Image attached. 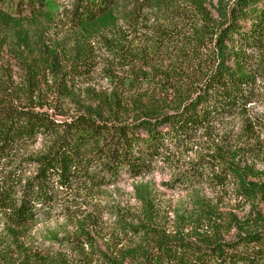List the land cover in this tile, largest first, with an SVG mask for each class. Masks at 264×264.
Masks as SVG:
<instances>
[{
  "label": "trees",
  "instance_id": "1",
  "mask_svg": "<svg viewBox=\"0 0 264 264\" xmlns=\"http://www.w3.org/2000/svg\"><path fill=\"white\" fill-rule=\"evenodd\" d=\"M260 77L264 0L211 9L206 0H0V168L42 141L22 157L33 176L18 190L0 185V224L11 236L0 239V264H264L259 230L231 241L208 228L193 241L149 236L123 209L122 234L143 236L109 256L92 248L89 217L76 219L74 240L51 235L75 243L72 261L23 242L40 217L57 207L66 215L79 193L136 182L201 140L205 152L174 176L178 191L235 179L249 195L261 192L236 166L251 141L260 145L254 130L264 121L249 117ZM101 80L111 87L96 92ZM235 118L242 128L231 147L214 129Z\"/></svg>",
  "mask_w": 264,
  "mask_h": 264
},
{
  "label": "rangeland",
  "instance_id": "2",
  "mask_svg": "<svg viewBox=\"0 0 264 264\" xmlns=\"http://www.w3.org/2000/svg\"><path fill=\"white\" fill-rule=\"evenodd\" d=\"M211 9L218 0H206ZM229 3L230 0H224ZM64 3V2H61ZM53 8V7H51ZM95 91H107L111 86L104 80L96 81ZM249 117L258 123L264 121V78H259V89L256 101L250 105ZM242 120H228L214 129V135L231 147L238 145L242 128ZM258 136V147L249 148L240 154L236 166L240 168L245 183L261 186V192L249 195L250 191L239 188L238 182L231 179L224 189L191 187L185 191L176 189L174 176L195 157L194 151L205 152L204 141L197 142L192 151L175 155L171 166L162 162L156 164L155 170L148 176L132 182L126 180L119 185L102 189L99 193L88 196L79 193L77 205L62 215L60 208H55L51 218L40 217L27 233L24 244L30 249H60L68 253V261L77 253L76 245L61 242H49L51 235L58 239L74 240L79 226L75 221L79 217H89V233L93 240L92 248L98 253L109 256L122 249L129 241H140L142 233L122 234L120 220L122 209L142 224L149 236L179 235L195 240L202 236L206 228L225 241L233 240L242 230H259L264 232V129L254 130ZM257 148H259L257 152ZM42 149V141L38 140L29 147L17 160L3 163L0 168V185L3 181L18 190L26 178L33 176L34 168H28L22 157L32 156ZM197 152V153H198ZM243 168V169H241ZM16 182V185H12ZM142 184L135 193L134 185ZM79 210L77 213L76 211ZM147 214L151 220H147ZM140 236V237H139ZM11 238L3 225L0 224V239ZM64 239V240H65ZM64 246V247H61ZM89 248L84 249L89 253Z\"/></svg>",
  "mask_w": 264,
  "mask_h": 264
}]
</instances>
